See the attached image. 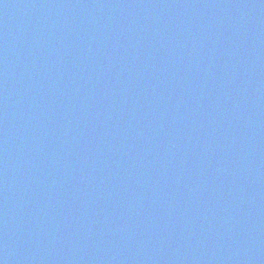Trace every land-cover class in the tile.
<instances>
[{"label": "water", "instance_id": "water-1", "mask_svg": "<svg viewBox=\"0 0 264 264\" xmlns=\"http://www.w3.org/2000/svg\"><path fill=\"white\" fill-rule=\"evenodd\" d=\"M0 264H264V0H0Z\"/></svg>", "mask_w": 264, "mask_h": 264}]
</instances>
